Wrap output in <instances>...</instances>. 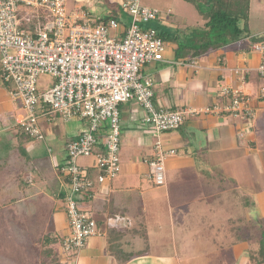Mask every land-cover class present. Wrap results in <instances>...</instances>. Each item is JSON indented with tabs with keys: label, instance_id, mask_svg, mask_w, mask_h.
<instances>
[{
	"label": "crops",
	"instance_id": "crops-1",
	"mask_svg": "<svg viewBox=\"0 0 264 264\" xmlns=\"http://www.w3.org/2000/svg\"><path fill=\"white\" fill-rule=\"evenodd\" d=\"M104 2L107 4L104 8H108L104 19L109 17L116 19L120 25L118 33L121 36L129 25L130 18L121 7L115 6L116 0ZM98 7L103 6L99 4ZM97 9L95 8L93 12L86 9L84 11L92 20H98L102 17L100 13H95ZM170 11L172 12L169 7L167 13L170 14ZM28 12L26 19H30V23H26L25 15H23L25 22L22 20L23 16L19 15L21 29L33 31V25L38 22L37 15L40 16L39 21H46L44 12L35 10ZM161 18V25L178 28L177 25H173L172 21L169 24L163 20V17ZM250 44L249 41L233 42L196 58L191 59L186 56L177 59L174 55L175 45L166 43L163 60L143 67V74L153 79V102L157 108L181 110L218 107L226 102L221 98L219 90L224 86H230L239 88L248 96L250 107L255 111V119L248 121L241 118L235 119L226 114H200L188 118L179 129L160 134L162 147L165 150L173 149L176 154L165 159V184L157 186L149 177L148 167V162L155 157L152 127L143 123L145 114L137 103L131 101L121 104L119 106L120 172L111 181H106L101 185L95 184L90 196L82 195L78 200L80 209L90 213L102 236L90 238L84 247L72 256L61 254L59 247L57 252L62 263L69 264L73 260V264H180V259L172 251L164 249L159 253L154 251L156 250L154 246L165 247V249L172 247L171 240L174 237L176 241L177 238L173 234L176 224L181 223L179 229L187 228V231L199 229V225H203L211 233L213 240L216 238L215 228L224 229L226 225L222 226L220 220L214 218V214L217 209L227 205L222 198H226L231 189L223 187L221 190L218 187L217 190L215 185L219 186L222 178L217 172V175H214V168L225 170L226 164L234 168L237 162L244 163L243 159L248 158V154H254L259 162L262 176L264 175V148L258 145L257 138V131L264 127V97L260 96L264 81L257 74V67L264 57V50L261 53L256 49L259 46L264 48V44L252 45L251 50L247 51V46ZM192 60L198 63L196 69L189 65ZM237 68L248 70L243 81L239 80L235 74ZM23 113L25 114V111L19 98L13 96V86L2 80L0 65V136L9 133L10 137L14 138V141L31 155V161L34 163L38 159L36 147L43 143L41 144L42 153L47 155L48 167L53 169V172L51 177L39 173L42 188L45 190V192H40L43 198L49 199L54 204L52 217L55 221L51 220L50 233L63 238L68 233V222L63 203L66 182L57 166L65 162L66 147L70 139H76L81 132L86 130L87 122L80 119L63 121L46 108L39 109L37 111L39 120L45 121L41 128L44 141H36L24 139L17 134L15 120L18 116L24 115ZM4 115H12L11 124L2 122L1 118ZM106 133L105 124L104 128L99 131V145L96 147L95 154L103 150L101 137ZM246 135L247 139H245ZM238 150L240 154H237ZM222 158L229 162L224 164V167L221 162ZM77 163L87 171L88 177L96 179L99 172L95 167V155L81 157ZM35 170L40 172L39 168ZM227 172L228 177H232L235 182L240 181L239 174L235 171L233 174ZM28 175L29 182L26 180ZM243 175H245L244 172ZM23 180L25 184H33V178L28 173L25 174ZM192 183L200 184L202 190L198 193L202 195L190 197L193 199L191 202H183L184 199L188 200L185 192L195 191L188 186ZM233 188L236 192L238 187ZM159 191L164 192V200L160 201L166 210L164 224L151 221V217L156 215L154 207L158 202L155 197L158 196ZM46 192L48 194H45ZM251 194L255 195V191ZM158 198L160 199V196ZM58 201L62 202L63 207L58 204ZM241 205L246 209L244 203ZM245 213L251 221L254 214L264 220L259 207ZM108 221L112 222V225H109ZM233 227L228 228L230 237L225 238L231 241V244L227 245L228 249L232 248L230 255L234 257V264H249V258H251L247 251L249 246L243 247V245H248L247 235L240 234L241 226L238 228V225H234ZM199 236L202 238L200 233L197 238ZM252 241L253 239L250 238L249 243L251 244ZM173 245L176 246V244ZM149 246L151 247L148 248ZM207 260L204 261L208 262ZM223 263V260L218 262V264Z\"/></svg>",
	"mask_w": 264,
	"mask_h": 264
},
{
	"label": "built area",
	"instance_id": "built-area-1",
	"mask_svg": "<svg viewBox=\"0 0 264 264\" xmlns=\"http://www.w3.org/2000/svg\"><path fill=\"white\" fill-rule=\"evenodd\" d=\"M20 7L44 12L46 21H39L37 15L33 31L21 29ZM121 9L130 22L120 36L116 19L92 20L84 11L67 10L65 0H0L1 77L13 86V96L19 98L25 111L16 118V128L33 140L44 141L37 114L44 108L63 121L87 122L86 130L67 144L65 162L59 166V173L66 180L64 205L68 222V233L61 243L63 255L83 248L92 237L102 236L90 213L80 209L78 198L89 194L95 184L113 180L120 172L121 104L137 103L145 114L143 123L152 127L155 157L148 167L149 177L157 186L165 184V159L176 154L175 150L162 147L160 134L177 130L188 118L200 114L255 119L248 96L230 86L219 90L226 102L218 107L157 108L153 102V79L144 75L142 69L164 58L166 44L154 29L146 27L157 20L160 10L143 5L141 0H123ZM30 22L26 19V23ZM256 49L263 53L262 46ZM189 65L198 67L196 60ZM247 71L237 68L235 74L243 81ZM257 74L264 81V57ZM42 75L53 79V85L45 92L37 88ZM260 96L264 97V87ZM105 124L103 150L95 154L99 131ZM93 155L99 172L95 180L77 163L79 158Z\"/></svg>",
	"mask_w": 264,
	"mask_h": 264
},
{
	"label": "rangeland",
	"instance_id": "rangeland-1",
	"mask_svg": "<svg viewBox=\"0 0 264 264\" xmlns=\"http://www.w3.org/2000/svg\"><path fill=\"white\" fill-rule=\"evenodd\" d=\"M65 1L66 8L69 11H84V9H86L87 11L93 12L95 8H98L95 13H100L102 19L104 15L107 14L105 12L108 8H104V5L107 7V4L104 2L107 0ZM116 1L117 3L115 6L121 7V2L123 0ZM141 3L145 6L158 8L160 14H162L163 20L169 24L173 22V25H177L178 29L183 30L187 28L185 26L190 25L197 28L203 26L204 22L195 7L184 0H141ZM99 4L103 7H98ZM169 7L172 10L170 14L167 13ZM28 11H31V9L20 7L18 16L20 14L22 16L25 15L26 19L29 15ZM22 20L25 22L24 16ZM247 28L253 35H264V0H250ZM251 43L255 44L256 42L252 41ZM262 44H264V42ZM52 85L53 79L51 77L42 75L38 78L37 88L40 91L45 92ZM1 120L4 124H11L12 115H4ZM38 123L42 128L45 121L38 119ZM247 138L248 136L246 135L245 139ZM257 138L258 145L264 148V127L257 131ZM14 140V138L10 137L9 133L0 136V264H68L62 263L58 257L57 250L59 247L61 248L60 244H53L51 246L55 254L53 253L50 257L43 256L41 253L42 238L45 234L51 232V220L54 219V217H52L54 210L53 202L43 198V194L40 192H45L44 188H42L40 174L51 177V173L53 172V169L48 167L49 162L47 155H43L42 153L41 144L43 143H40V145L36 147L38 159L34 163L31 161V155L26 153V151ZM71 141L73 140L70 139L69 142ZM237 154H240L239 150ZM221 162L223 163V167L225 166L224 164L229 163L227 159L224 158H222ZM243 162L244 163L237 162L234 168L230 165L227 166V164L225 167V170L229 171L231 174H233L234 171L239 174L238 178L240 181L238 182H235L232 177H228V172L225 171L224 168H214V175L218 173L222 178V183L220 182L221 184L219 186L215 185L217 190L219 189L218 187H220L221 190L223 187L231 189L228 196L222 198L227 205L219 210L217 209V212L214 214V218L219 219L222 226L226 225L223 230H217L215 228L214 233L216 234V238L213 240L211 233L208 229H205L203 225H199V229L187 231V228L184 230L179 229L180 223L175 225L176 229L173 234H175L177 238L176 241L174 237L173 240H171L172 247H167L165 249V247L154 246L156 249L154 251L157 253L163 249L172 251V253L176 254L180 259V264H214V262L218 264V262H222V260L224 262L223 264H234V257L230 255L232 253V248L228 249L227 246L231 244V241L225 239L226 237H230L228 228H234V225H238V228L241 226L239 231L241 235H247L248 245H243L245 248L249 246L247 251H249V249L257 250L260 244L264 245L263 219L258 218L257 215L254 214V218L251 221L248 216H245L246 211H251L255 209V207H259L262 217L264 218V175L262 176L259 162L254 154H248V158L243 159ZM37 168H39L40 172L35 170ZM243 172L245 175H243ZM26 173L32 176V185L25 184L23 178ZM26 180L29 182V175L26 176ZM198 183L188 185L189 188H193L195 191L185 192V196L188 200L184 199L182 200L183 202H191L193 199H190V197L202 195L198 193L202 190ZM234 186L238 187L237 193L233 191L235 190L233 188ZM254 191L255 195H252L251 193ZM45 194H48V192ZM157 194L158 196L155 198L158 204L154 207L156 215L151 217V221L153 223L164 224V213L166 210L164 206L160 204V201L164 200V192L159 191ZM159 196L160 199L158 198ZM241 203L245 204L246 209L243 208ZM58 204L63 207L61 201H58ZM199 233L203 239L200 236L197 238ZM252 237H254V239L250 244L249 239H252ZM177 239L179 240L177 241ZM237 239L241 241L239 238ZM173 244H176V246ZM150 247L151 246L148 248ZM60 251L59 249V252ZM77 251L78 250H74L65 255L72 256L76 254L75 252ZM205 259H208V262H205ZM251 259L252 258H249V260ZM72 261L69 264H73Z\"/></svg>",
	"mask_w": 264,
	"mask_h": 264
},
{
	"label": "trees",
	"instance_id": "trees-1",
	"mask_svg": "<svg viewBox=\"0 0 264 264\" xmlns=\"http://www.w3.org/2000/svg\"><path fill=\"white\" fill-rule=\"evenodd\" d=\"M184 1L192 4L202 17L204 22L202 27H187L183 30L166 27L160 24V21H162V14L159 15L156 21L146 25L147 28L154 29L157 32V36L165 44L172 43L175 45L174 55L177 59L186 56H189L191 59L196 58L209 52L216 51L233 42L249 41L251 43L255 41V44L251 43L247 46V51H249L252 45L262 44L264 42V35H251L247 28L250 0ZM152 24L154 25L152 26ZM17 134L24 139H31L19 130ZM57 168L59 170V166H57ZM84 195L90 196V193ZM62 239L63 238L53 233L45 234L41 241L42 255L50 257L53 253L55 254L51 246L53 244L61 245ZM252 239H254V237H252ZM248 252L252 258L250 260L251 264H264V245L260 244L257 250L250 249Z\"/></svg>",
	"mask_w": 264,
	"mask_h": 264
}]
</instances>
